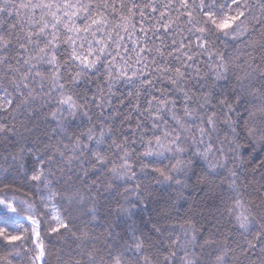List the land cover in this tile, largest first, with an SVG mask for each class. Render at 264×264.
I'll list each match as a JSON object with an SVG mask.
<instances>
[{
    "label": "snow or ice",
    "instance_id": "6c2138e0",
    "mask_svg": "<svg viewBox=\"0 0 264 264\" xmlns=\"http://www.w3.org/2000/svg\"><path fill=\"white\" fill-rule=\"evenodd\" d=\"M260 153L264 0H0V239L30 221L31 264L41 207L61 264H264Z\"/></svg>",
    "mask_w": 264,
    "mask_h": 264
},
{
    "label": "trees",
    "instance_id": "16d2710c",
    "mask_svg": "<svg viewBox=\"0 0 264 264\" xmlns=\"http://www.w3.org/2000/svg\"><path fill=\"white\" fill-rule=\"evenodd\" d=\"M198 2V0H197ZM209 3L213 2V0H208ZM225 0H215V3L217 7L221 3H224ZM249 3H255V0H249ZM260 156H264V153H260ZM31 161L29 160L26 164V166L30 165ZM244 175H247L249 179H251V171L249 170L247 173H243L241 175V180L244 179ZM219 183V181H217ZM227 189V183L220 185V191H225ZM206 191V189H205ZM205 191H200L196 193L195 195L198 196H204ZM25 192H28V189L22 188L21 191L17 192L16 194L20 196L21 198L24 197ZM36 189H32L29 195L32 199H34L37 203V205L40 204L39 198L35 195ZM212 203L219 204L218 200L213 201L211 198L209 200V204ZM186 204H182L181 211H183L184 208H186ZM47 211L41 207L39 216L37 217L40 220V226L39 231L41 234V239L44 242L45 248H46V260L47 264H61V261H66L70 255V245L72 244V237L71 234L68 232H64V230H61L64 234L60 235L57 233H52L49 231L50 226L54 225V221L51 219V213L48 215H44V212ZM209 220L211 221V217H209ZM227 222V215L221 219V223ZM77 224H79V221H76ZM211 226V224L205 225V230ZM31 224H29L25 220H20L19 223L13 226V230L11 234H19L21 232L24 233L26 237H28L26 240L18 241L16 242L17 245L23 244L24 247H13L11 245H8L6 241H3L0 239V256L6 257L11 264H31V255H32V249H33V240L31 238ZM27 230V231H25ZM74 247V245H73ZM25 248L27 251H25Z\"/></svg>",
    "mask_w": 264,
    "mask_h": 264
},
{
    "label": "rangeland",
    "instance_id": "374dc122",
    "mask_svg": "<svg viewBox=\"0 0 264 264\" xmlns=\"http://www.w3.org/2000/svg\"><path fill=\"white\" fill-rule=\"evenodd\" d=\"M29 224H31V222L30 221H27ZM32 226V225H31Z\"/></svg>",
    "mask_w": 264,
    "mask_h": 264
}]
</instances>
